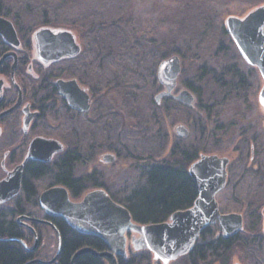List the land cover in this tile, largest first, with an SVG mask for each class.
Instances as JSON below:
<instances>
[{"label": "rangeland", "instance_id": "obj_1", "mask_svg": "<svg viewBox=\"0 0 264 264\" xmlns=\"http://www.w3.org/2000/svg\"><path fill=\"white\" fill-rule=\"evenodd\" d=\"M2 1L1 14L26 39L40 27L52 26L73 30L82 45L78 60L60 63L58 68H64L61 77L75 76L90 89V111L69 121L71 117L58 109L53 96L45 101L49 105L45 116L30 134L62 137L68 148L81 154L74 175L91 181L72 198L78 200L88 191L104 187L123 201L143 181L142 168L169 160L174 148L179 151L177 145L183 143L176 129L183 124L190 131L187 140L200 144L198 156L216 153L230 158L231 175L218 200L223 211L246 214V226L239 232L246 241L212 264H264V107L259 100L264 78L241 55L225 24L230 15L244 17L264 0ZM98 20L109 25L107 30L126 32L130 44L146 45V54L156 58L136 89L125 87L131 72L121 67L118 50L110 57L102 49L101 55L96 48L92 50L95 40L104 44L107 39L103 33L89 36L90 24ZM172 55L181 58L174 95L188 88L196 97L191 106L174 96L155 101L164 88L158 65ZM60 120L70 126L63 132L58 128ZM5 135L4 144L9 140V134ZM108 152L117 156L115 161L103 160ZM36 183L42 191L54 183L53 175ZM211 227L213 236L223 235L218 225ZM43 233L48 234L54 250L56 232L48 227ZM128 246L125 259L135 252L130 241ZM152 264L162 263L152 259ZM171 264L186 261L181 257Z\"/></svg>", "mask_w": 264, "mask_h": 264}, {"label": "water", "instance_id": "obj_2", "mask_svg": "<svg viewBox=\"0 0 264 264\" xmlns=\"http://www.w3.org/2000/svg\"><path fill=\"white\" fill-rule=\"evenodd\" d=\"M225 24L241 55L249 64L257 66L264 78V4L256 6L244 17L230 15ZM0 34L9 43L16 45L19 43L13 21L3 15H0ZM32 37L37 58L45 65L65 58H75L82 52V45L76 34L68 28L43 26L37 29ZM180 72L179 55H172L159 63L157 74L164 88L155 96L157 103L169 96H174L190 106L195 103L196 97L188 88L174 95ZM56 84L72 108L80 112L90 110V95L76 79H58ZM259 100L264 107V86ZM20 102L21 97L18 104ZM18 104L2 115L13 111ZM35 116L37 113L26 111V125ZM176 131L180 137H187L190 133L183 124L179 125ZM64 148V144L56 138L38 136L32 140L26 160L49 162ZM116 158L112 152L103 156L106 162H113ZM229 163L228 156L216 153L200 154L188 167L198 193L195 201L187 208L174 211L167 220L161 222L135 221L128 207L113 199L103 187L92 189L75 200L66 186L56 185L41 193L40 203L49 214L62 217L73 229L99 237L106 243L107 248L103 251L90 246L78 249L71 259V264H74L80 255L88 252L99 257H107L112 264H119V257L128 255L129 241L135 252L148 250L154 260L162 264H171L172 261L192 251L207 227L219 222L222 234L226 238L234 236L243 228V215L237 212L222 213L217 200L218 193L227 183ZM22 175L23 164L0 182V194H4L2 201L20 191ZM43 222L53 225L50 221ZM56 230L58 232L57 228ZM60 248L59 236L58 253Z\"/></svg>", "mask_w": 264, "mask_h": 264}, {"label": "flooded vegetation", "instance_id": "obj_3", "mask_svg": "<svg viewBox=\"0 0 264 264\" xmlns=\"http://www.w3.org/2000/svg\"><path fill=\"white\" fill-rule=\"evenodd\" d=\"M0 15L2 14L0 13ZM14 25L17 29L19 38V43L17 45L7 42L0 34V154L2 155L0 157V182L4 180L10 172L14 171L22 164L23 175L21 178L20 191L17 194L4 201L1 200L4 198V194H0V218H6V225H8V228L10 227L8 230L10 234H13V236L10 237L0 234V244L10 243L12 246L20 245L21 249L26 253V257L21 264H60L61 248L58 253L59 236L61 245L62 237L60 232L58 231V233L56 230L55 221L63 218L49 214L41 206L40 196L43 191L56 185L66 186L70 191L71 197H77L79 194L76 195L72 188L62 181H57L55 179L52 185L42 191L39 190L36 182L44 176L51 175L49 172L39 175L40 168L53 165L58 158L68 154H74L77 152V149L72 147L68 148V143L62 137L30 134L36 129L39 125V121L45 116V110L49 106L45 101L54 98L53 96H55L56 101H58V109L64 111V113H67L71 117V120L68 119L69 121H72L73 118H75L74 116H80L90 111L80 112L72 108L68 100L59 91L56 84L58 79H76L78 83L88 91L91 98V107L93 95L90 89L75 76L69 78L61 77L62 75L60 73L64 68H58L60 63L65 65L69 61L78 60L79 55L83 52V48L82 52L75 58H65L58 62L45 65L37 58L32 35L31 38L26 39L17 25L15 23ZM72 66L73 65H71V68H73ZM53 68H56L57 71L52 70ZM20 97L21 102L18 104ZM17 104L18 106L13 111L2 115L3 112ZM26 111L29 113H37V116H35L28 125H26L25 122ZM62 120L59 121L58 128L63 132L70 126L68 121ZM6 132L9 134L7 136L9 140L4 144L3 139L6 136ZM38 136L56 138L64 144L65 148L62 152L57 153L49 162L36 159L26 160L30 144L32 140ZM230 166L231 161L228 165L227 183L224 189L227 187L231 175L232 170ZM220 210L222 213H229L223 211L221 207ZM241 214L243 215V228L239 232L245 228L247 221L246 214ZM44 220L52 222L53 225L43 222ZM10 221L13 223L12 227L9 225ZM214 225H218L221 229L219 222ZM48 227L52 228L57 234L58 242L54 250L49 243L48 234L46 235V233H43L44 228ZM239 232L235 235H239ZM105 258L110 260L107 257ZM0 264L3 263L0 262Z\"/></svg>", "mask_w": 264, "mask_h": 264}, {"label": "trees", "instance_id": "obj_4", "mask_svg": "<svg viewBox=\"0 0 264 264\" xmlns=\"http://www.w3.org/2000/svg\"><path fill=\"white\" fill-rule=\"evenodd\" d=\"M2 10L3 1L0 0V13ZM187 14L189 16L192 13L189 12ZM100 20L92 21L88 28L89 36L91 37L95 33H100L99 35L103 33L107 39L104 44H100L95 40L96 45H92V50L94 51V48H96V52H99L98 55H101L100 49H102L108 57H110L111 53L115 56L118 50L116 57L122 58L121 67L131 72L129 79L126 80L125 87L130 89L134 87L136 89L139 84L141 85L139 82L146 79L145 74L147 73L148 65L152 61H156V58L146 54L149 53L146 45L130 44L126 37L128 36L126 32L123 30H107L106 28H109V25L105 26ZM111 24L114 25V23ZM164 98L169 100V97ZM159 132L161 133L162 131ZM189 137H181L183 145H177L180 152L174 148L169 160L150 164L142 168L141 177L143 181L131 189L123 201L116 199L110 194L113 199L128 207L135 221L140 223L165 221L174 211L187 208L195 201L198 193L195 182L188 172V165L199 157L198 148L200 144L190 143V139L187 140ZM197 139L199 140V136ZM147 150L149 151V149ZM82 159L78 151L74 154H68L58 158L53 165L40 168L38 174L51 173L55 180L62 181L68 185L77 195L79 194V189L91 181V179L74 175L75 164ZM6 222V218H0V234L7 237L13 236V234H10L8 230L10 227H7ZM12 224L10 221L9 225L11 227L13 226ZM55 224L62 237L60 264H71L74 253L85 246H90L100 251L106 249V243L102 239L94 235L78 232L71 228L63 219H57ZM213 234L214 231L211 226L201 234L192 251L182 257L186 264H212L214 260L223 257L237 243H243L247 238L241 233L229 238H225L222 235L216 237ZM25 257L26 253L21 249L20 245L0 244L1 263L21 264ZM152 259V253L148 250H143L130 253L128 259L120 256L118 262L119 264H152ZM107 260L105 257H99L88 252L80 255L76 259L75 264H112L107 262Z\"/></svg>", "mask_w": 264, "mask_h": 264}]
</instances>
